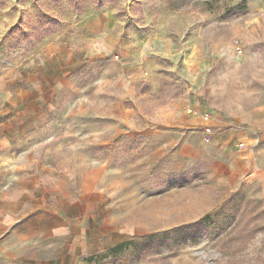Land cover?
<instances>
[{"label":"rangeland","instance_id":"rangeland-1","mask_svg":"<svg viewBox=\"0 0 264 264\" xmlns=\"http://www.w3.org/2000/svg\"><path fill=\"white\" fill-rule=\"evenodd\" d=\"M8 72L42 88L72 79L89 87L104 120H119L125 105L130 115L120 120L138 122L130 131L156 126L154 135L120 140L128 125L116 126L114 151L106 144L99 152L103 171L82 165L74 174L71 157H55L57 171L18 173L1 134L15 137L23 126L8 124L16 108L1 107L0 264L28 263L2 223L3 213L23 208L98 213L116 237L131 239L96 251L93 229L89 250L71 264H264L261 182L232 185L214 175L203 159L211 141L202 134L193 158L175 120L185 105L230 121L264 99V0H0V76ZM49 100L63 108L64 96ZM84 193L93 199L79 205Z\"/></svg>","mask_w":264,"mask_h":264},{"label":"crops","instance_id":"crops-1","mask_svg":"<svg viewBox=\"0 0 264 264\" xmlns=\"http://www.w3.org/2000/svg\"><path fill=\"white\" fill-rule=\"evenodd\" d=\"M88 88L74 84L72 79L62 86L56 83L42 88L23 74L13 76L8 72L0 76V108H16L19 116L16 120H9L8 124L14 121L13 125L23 126L15 137L9 136L10 132L3 131L1 134L2 141L11 142L12 150L8 154L19 158L16 164L18 173L57 171L52 160L55 157H71L70 170L74 174L80 172L82 165L87 168L83 169L84 172H100L104 169V155L99 152L104 150L106 144L112 146L114 151L116 126L120 127L123 122L128 125V131L122 132L119 140L133 135H154L156 125L147 121L144 127L130 131L138 122L134 117L120 120L122 113L124 116L130 115V109L125 105L116 113L119 120H104V111L98 107L99 104L90 102L85 95ZM105 89L103 84L95 91L104 92ZM57 95L65 98L63 108L58 106V101L50 103L49 97L57 100ZM45 108L51 114L46 116ZM176 111L175 120L181 129L179 133L184 137L183 145L192 148L193 158L201 157L204 128L211 127L213 134L210 144H202L207 152L203 159L210 161V171L214 175L224 176L232 185L261 182L264 196V99L230 121L218 118L215 113H206L210 116V119H206L199 110L188 109L185 105L179 106ZM37 182L32 181L30 187L37 186ZM27 186L24 191H29L30 187ZM96 197L103 205L104 195L97 193ZM89 198L93 199L88 193L80 194L78 204ZM67 204L72 207L78 205L74 201ZM91 221L96 222L93 227ZM2 223L10 227L8 231L14 232L11 241H15L25 252L26 264H71L72 260L89 250L84 246L89 245L88 238L93 229L100 233L101 245L96 251L105 252L106 248L131 240H124L120 235L116 237L115 224L105 222V218L98 213L58 211L55 215H49L23 208L17 212L3 213ZM106 232H111L112 236L109 241L103 242ZM67 259L70 263H67Z\"/></svg>","mask_w":264,"mask_h":264},{"label":"built area","instance_id":"built-area-1","mask_svg":"<svg viewBox=\"0 0 264 264\" xmlns=\"http://www.w3.org/2000/svg\"><path fill=\"white\" fill-rule=\"evenodd\" d=\"M205 118L206 119H210V116L208 114L205 115ZM204 134H205V138L206 140L208 141H211L212 139V134H213V131H212V128L207 126L204 128Z\"/></svg>","mask_w":264,"mask_h":264}]
</instances>
